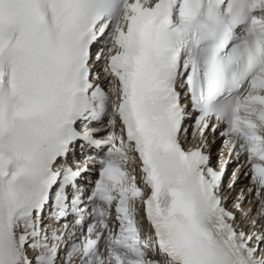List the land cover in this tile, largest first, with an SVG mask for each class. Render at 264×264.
I'll list each match as a JSON object with an SVG mask.
<instances>
[{
  "label": "snow or ice",
  "instance_id": "obj_1",
  "mask_svg": "<svg viewBox=\"0 0 264 264\" xmlns=\"http://www.w3.org/2000/svg\"><path fill=\"white\" fill-rule=\"evenodd\" d=\"M209 128L264 221V0H0V264H264Z\"/></svg>",
  "mask_w": 264,
  "mask_h": 264
},
{
  "label": "bare ground",
  "instance_id": "obj_2",
  "mask_svg": "<svg viewBox=\"0 0 264 264\" xmlns=\"http://www.w3.org/2000/svg\"><path fill=\"white\" fill-rule=\"evenodd\" d=\"M241 179H242V177L239 176L237 182H239ZM251 220H256V221L258 222V226L261 225V224H264V221H261L260 219L251 218V219H250L249 221H247L246 223H243L241 227H242L244 230H247V229H252V230H254V229L251 227Z\"/></svg>",
  "mask_w": 264,
  "mask_h": 264
}]
</instances>
